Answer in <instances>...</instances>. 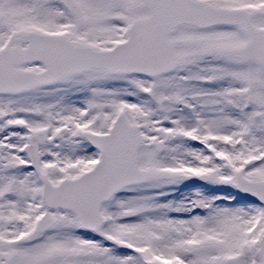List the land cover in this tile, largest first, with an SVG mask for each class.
Here are the masks:
<instances>
[{
  "label": "snow or ice",
  "instance_id": "6c2138e0",
  "mask_svg": "<svg viewBox=\"0 0 264 264\" xmlns=\"http://www.w3.org/2000/svg\"><path fill=\"white\" fill-rule=\"evenodd\" d=\"M0 264H264V0H0Z\"/></svg>",
  "mask_w": 264,
  "mask_h": 264
}]
</instances>
